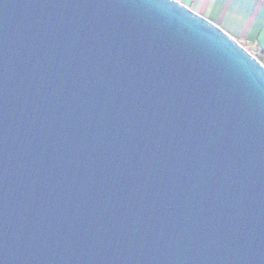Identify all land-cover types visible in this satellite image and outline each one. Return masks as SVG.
<instances>
[{
    "label": "water",
    "instance_id": "water-1",
    "mask_svg": "<svg viewBox=\"0 0 264 264\" xmlns=\"http://www.w3.org/2000/svg\"><path fill=\"white\" fill-rule=\"evenodd\" d=\"M0 264H264V65L177 0H0Z\"/></svg>",
    "mask_w": 264,
    "mask_h": 264
},
{
    "label": "crops",
    "instance_id": "crops-1",
    "mask_svg": "<svg viewBox=\"0 0 264 264\" xmlns=\"http://www.w3.org/2000/svg\"><path fill=\"white\" fill-rule=\"evenodd\" d=\"M234 38L264 65V0H177Z\"/></svg>",
    "mask_w": 264,
    "mask_h": 264
}]
</instances>
